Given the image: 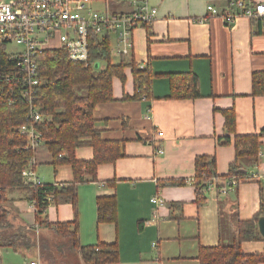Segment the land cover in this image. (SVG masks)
<instances>
[{"label": "crops", "instance_id": "1", "mask_svg": "<svg viewBox=\"0 0 264 264\" xmlns=\"http://www.w3.org/2000/svg\"><path fill=\"white\" fill-rule=\"evenodd\" d=\"M147 1L158 9L150 32L137 24L131 52L112 51V57L118 58L113 64L122 58L128 65L123 70L125 80L113 77L114 101L98 104L93 113L102 138L123 141L124 156L99 165L97 180L77 186L78 236L82 245L115 242L118 261L110 264H200V248L232 241L233 215L247 221L264 205V189L258 182L246 180L231 192L219 194L213 181L198 204L193 185L197 156L214 157L218 176H225L234 158L232 144L217 142L225 134L222 109L234 108L238 135L258 134L264 127V96H254L252 89V74L264 71V28L243 15L235 21L221 17L227 3L237 0ZM86 4L91 10L108 9L112 14L130 9L123 0H115L112 9L108 0H87ZM207 5L215 6L219 14L210 17ZM110 36L111 49L118 47L115 33ZM132 63L148 66L155 75L152 98L122 100L134 94ZM186 72L198 77L200 97L169 99L166 75ZM156 142L164 148L162 154L157 153ZM260 146L257 165L246 163L251 171L264 175V137ZM75 151L79 160L93 156L90 146ZM34 166L43 183L61 185L73 180L71 166L54 168L44 146L35 150ZM6 195L4 204L12 212V224L35 225L36 209L24 192L9 190ZM110 195L117 199L116 222L99 223L97 198ZM154 196L163 199L161 206L151 203ZM46 217L54 224L70 222L74 208L69 202L50 201ZM241 246L246 254L262 253L264 241L247 240ZM32 249L13 250L28 255L29 261Z\"/></svg>", "mask_w": 264, "mask_h": 264}, {"label": "trees", "instance_id": "2", "mask_svg": "<svg viewBox=\"0 0 264 264\" xmlns=\"http://www.w3.org/2000/svg\"><path fill=\"white\" fill-rule=\"evenodd\" d=\"M114 4L115 0H108L109 9ZM142 24L150 32V25ZM110 35L106 33L99 39L90 35V52L85 63L69 61L67 52L59 48L43 49L34 58L37 76L41 80V84L31 93L32 104L41 112V120L35 126L43 137L42 146L49 151L50 164L54 168L60 164L70 165L73 179L61 185L44 183L39 187L24 183L21 175L32 155L35 156V151L24 149L27 138L19 132L20 126L29 122V102L22 95L23 87L17 81L20 76L19 67L16 61L8 59L6 47L0 44V245L14 250L21 247L31 249L39 245L40 258L44 264H54L57 257L76 259L79 264H110L118 261L115 242L82 245L77 222V186L89 180H97L99 165L113 163L124 156L123 141L102 138L96 129L93 115L98 104L114 101L113 77L125 80L123 70L128 66L122 58L118 63H112ZM102 62L104 66L100 64ZM131 67L134 94L124 96L122 100L152 98L151 82L155 75L148 66L139 67L132 63ZM252 75L253 95L264 96V71H257ZM166 76L170 81L169 99L200 97L199 79L195 74L171 73ZM222 115L225 118V134L218 136L217 142L219 145L232 144L234 158L225 176L215 174L214 157L202 155L194 159L193 185L197 204L205 200L204 189L209 183L214 181L216 190L222 194L226 180L232 176L236 179L245 178L251 172L246 162H250L249 165H257L259 162L258 153L264 137V127L258 134L238 135L235 132L234 108L222 109ZM83 146L92 148V158L79 160L76 157L75 150ZM106 183L113 184L114 181L108 180ZM9 190L23 191L28 201L34 204L35 225L30 227L25 223L19 226L12 224V212L4 204ZM50 201L56 204L63 201L71 203L74 208L73 220L55 224L49 222L46 211ZM96 207L99 223L116 222L118 206L114 195L98 197ZM261 216H264L263 203L258 212L247 221L233 215L235 223L232 241L229 244L219 243L200 248L197 257L200 264H262L264 250L262 253L246 254L241 246L247 240L264 241L257 229V221ZM35 231L40 233L39 244L33 236ZM42 235H52L56 240L51 244Z\"/></svg>", "mask_w": 264, "mask_h": 264}, {"label": "built area", "instance_id": "3", "mask_svg": "<svg viewBox=\"0 0 264 264\" xmlns=\"http://www.w3.org/2000/svg\"><path fill=\"white\" fill-rule=\"evenodd\" d=\"M87 0H0V44H16L20 48L5 53L9 60L16 61L19 67L17 81L23 87L22 95L29 102V122L23 123L20 134L27 138L25 150L35 151L43 144L35 123L41 120V112L32 104V91L41 84L37 76L35 56L43 49H63L67 52L69 61L85 63L89 57L90 35L101 38L110 33L117 36L119 46L111 49L118 55H128L133 47L132 30L137 24L151 25L157 16L158 9L150 6L147 0H123L130 8L126 13H110L105 10H91ZM221 17L224 20L235 21L241 15L256 19L264 28V3L255 5L243 0L229 1ZM207 12L212 17L218 15V9L207 5ZM9 79V78H7ZM158 136L163 133L159 131ZM157 153L162 154L164 148L155 144ZM261 151L258 153V157ZM35 156L32 155L21 175L24 183L42 186L44 183L36 174ZM254 181L259 188L264 189V175L251 171L245 178L234 176L224 182L223 193L231 192L241 182ZM151 203L157 206L163 204V199L157 196L151 198ZM32 204V203H31ZM33 205V204H32ZM154 246V244L152 245ZM28 264H42L40 255H35Z\"/></svg>", "mask_w": 264, "mask_h": 264}, {"label": "rangeland", "instance_id": "4", "mask_svg": "<svg viewBox=\"0 0 264 264\" xmlns=\"http://www.w3.org/2000/svg\"><path fill=\"white\" fill-rule=\"evenodd\" d=\"M19 48L20 47L16 44H8L5 48V51L9 52V51H13V50H16ZM117 60H118L117 56L114 55V57H112V61L114 62ZM44 233L47 234L46 231ZM39 236H40V233L38 231L37 234H35V236H34L37 244H39V238H40ZM42 237L47 242L49 240V243H51V244H53L56 240V238L53 237L52 235H49L48 237L46 235H42ZM32 251L33 252H32L31 258H33L35 255H38V254L40 255V253H41L39 245L34 246ZM0 257H1L2 264H25L29 259L28 255L24 257L22 253L15 252L13 249L8 248V247L0 250ZM54 257H56V256L54 255ZM41 263L44 264L42 259H41ZM59 263H61V264H79V263H77L76 259L69 260V259H65V258L60 259L57 257L56 262L54 264H59Z\"/></svg>", "mask_w": 264, "mask_h": 264}, {"label": "water", "instance_id": "5", "mask_svg": "<svg viewBox=\"0 0 264 264\" xmlns=\"http://www.w3.org/2000/svg\"><path fill=\"white\" fill-rule=\"evenodd\" d=\"M244 172H246V170ZM257 229L260 235H262V237L264 238V216H261V218L258 219Z\"/></svg>", "mask_w": 264, "mask_h": 264}]
</instances>
